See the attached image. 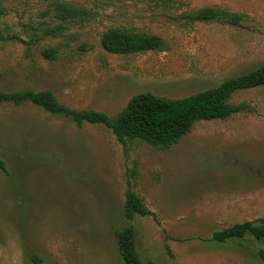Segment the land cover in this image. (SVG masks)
Here are the masks:
<instances>
[{
	"label": "rangeland",
	"instance_id": "obj_1",
	"mask_svg": "<svg viewBox=\"0 0 264 264\" xmlns=\"http://www.w3.org/2000/svg\"><path fill=\"white\" fill-rule=\"evenodd\" d=\"M203 7L245 18H187ZM114 27L166 48L108 52ZM263 64L264 0H0V91L49 90L70 109L116 117L139 93L180 99ZM230 102L251 110L199 121L169 149L0 102V264H122L115 229L129 224L141 264H263L262 241L211 240L264 222V86ZM128 181L155 217L125 218Z\"/></svg>",
	"mask_w": 264,
	"mask_h": 264
},
{
	"label": "trees",
	"instance_id": "obj_2",
	"mask_svg": "<svg viewBox=\"0 0 264 264\" xmlns=\"http://www.w3.org/2000/svg\"><path fill=\"white\" fill-rule=\"evenodd\" d=\"M187 18L192 22H225L239 25L245 16L218 7H203L189 12ZM102 47L113 54L128 55L164 50L166 43L162 37L153 34L129 31L114 27L106 30L101 38ZM57 54L55 48H46L42 55L53 59ZM264 86V64L246 73L233 76L216 87L207 89L184 98L170 100L152 93H139L131 98L126 107L116 116L95 110L70 109L58 102L49 90H24L16 92L0 91V102L22 105L30 102L47 112L63 115L78 125L84 123L100 124L110 129L117 140L126 144L128 141L141 140L149 145L169 149L179 142L199 121L225 119L233 114L249 111L247 103L232 104L231 96L236 91ZM0 169L8 172L5 162L0 158ZM153 216L155 214L143 203L140 196L133 191L128 181L124 216L132 220L135 216ZM248 236L264 242V222H244L215 231L213 241L227 242L245 239ZM118 251L122 264H141L137 248L136 231L133 225L115 229ZM264 264V247L258 252ZM148 264H155L149 262Z\"/></svg>",
	"mask_w": 264,
	"mask_h": 264
}]
</instances>
